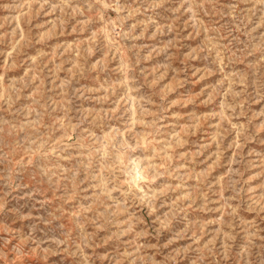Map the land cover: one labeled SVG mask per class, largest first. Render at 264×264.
Here are the masks:
<instances>
[{
  "label": "rangeland",
  "instance_id": "rangeland-1",
  "mask_svg": "<svg viewBox=\"0 0 264 264\" xmlns=\"http://www.w3.org/2000/svg\"><path fill=\"white\" fill-rule=\"evenodd\" d=\"M0 264H264V0H0Z\"/></svg>",
  "mask_w": 264,
  "mask_h": 264
},
{
  "label": "bare ground",
  "instance_id": "bare-ground-1",
  "mask_svg": "<svg viewBox=\"0 0 264 264\" xmlns=\"http://www.w3.org/2000/svg\"><path fill=\"white\" fill-rule=\"evenodd\" d=\"M105 36H106V38L109 39V40L112 39V38L110 37V33H109V29H108V28L105 29Z\"/></svg>",
  "mask_w": 264,
  "mask_h": 264
}]
</instances>
